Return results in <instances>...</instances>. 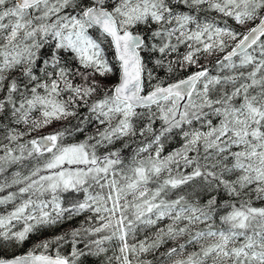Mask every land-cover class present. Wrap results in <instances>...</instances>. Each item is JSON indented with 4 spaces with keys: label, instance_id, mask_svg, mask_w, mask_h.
I'll return each mask as SVG.
<instances>
[{
    "label": "snow or ice",
    "instance_id": "obj_1",
    "mask_svg": "<svg viewBox=\"0 0 264 264\" xmlns=\"http://www.w3.org/2000/svg\"><path fill=\"white\" fill-rule=\"evenodd\" d=\"M0 264H264V0H0Z\"/></svg>",
    "mask_w": 264,
    "mask_h": 264
}]
</instances>
